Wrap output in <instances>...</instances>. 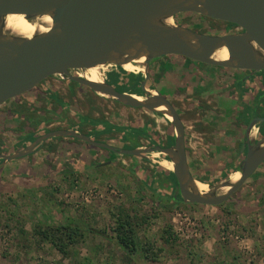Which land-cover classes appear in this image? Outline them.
<instances>
[{
  "label": "rangeland",
  "instance_id": "obj_1",
  "mask_svg": "<svg viewBox=\"0 0 264 264\" xmlns=\"http://www.w3.org/2000/svg\"><path fill=\"white\" fill-rule=\"evenodd\" d=\"M174 21L208 34L237 31L227 22L194 12L179 13ZM134 64L138 68L144 66V63ZM123 69L131 73L128 76H137V73ZM98 70L103 81L107 78L115 80L120 74L119 67L115 65H103ZM85 71L80 69L79 73L84 75ZM60 90L70 97L68 89L66 93ZM91 94L90 89L78 86L79 97L77 100L70 99L80 110L87 111L85 103L90 98L101 107V116L119 122L139 118V115L131 113L122 115L119 104L108 105L103 100L92 98ZM167 97L175 104L185 124L186 139L190 142L188 158L191 171L198 180L200 175L209 180L205 183L217 184L215 178L218 172L239 166L244 158H236L239 146L237 135H244L247 127V123L237 115L242 108L236 101H229L231 109L227 111L221 104L220 94L206 99L197 93L189 98L182 94ZM15 100L3 104L0 115L6 118L3 112H9L15 106L25 113V103L19 104ZM142 112L156 119L164 136L173 130L166 116ZM245 112L248 113V110L244 109ZM23 116L29 119L33 116L35 120L45 115L35 111ZM33 121L27 123L19 119L17 123L27 134L39 130L43 120L36 126ZM55 127L51 125L49 129ZM116 135L117 140H108L103 136L101 139L120 147L131 144L120 133ZM16 140L17 133L0 132V150L10 153L9 148ZM140 142L141 145L150 144L144 138ZM102 154L101 157L95 156L96 159L91 157L93 162L84 172L54 175L36 182L13 179L0 173V264H264V163L221 205L173 204L169 198L155 196L153 190L139 178L144 168L152 169L155 164L172 169L161 152L134 158L140 162L133 168L130 167L133 164L131 156L113 154L108 150H103ZM115 154L120 156L119 162L101 167L95 165L100 158L116 159ZM230 175L233 176V173ZM119 214L137 220L139 224L135 228L138 237L141 243L151 244L156 258L147 259L141 250L130 254L120 246L114 232ZM59 221H70L85 229L84 238L71 249L69 255H63L35 233L39 224ZM168 233L175 238L166 241Z\"/></svg>",
  "mask_w": 264,
  "mask_h": 264
},
{
  "label": "water",
  "instance_id": "obj_2",
  "mask_svg": "<svg viewBox=\"0 0 264 264\" xmlns=\"http://www.w3.org/2000/svg\"><path fill=\"white\" fill-rule=\"evenodd\" d=\"M182 12L233 23L237 31L208 34L194 30L174 21ZM11 15L23 16L32 23L37 18L50 17L51 23L46 30L23 35L7 28ZM224 48L228 58H218L217 52ZM171 54L220 67L264 70V0H0V106L60 76L124 105L159 112L174 125L173 144L135 148L96 140L73 128L52 129L22 149L0 153L1 163L28 156L44 141L57 137H75L137 157L161 152L173 164L184 203H225L264 162V136L251 138L253 128L264 121V116L254 117L248 124L241 148L245 156L235 171L240 172V177L230 175L202 191L189 165L183 119L170 99L146 88L147 68L141 83L143 94L120 91L109 81H95L71 72L108 64L121 68L127 63L148 65L154 58Z\"/></svg>",
  "mask_w": 264,
  "mask_h": 264
},
{
  "label": "crops",
  "instance_id": "obj_3",
  "mask_svg": "<svg viewBox=\"0 0 264 264\" xmlns=\"http://www.w3.org/2000/svg\"><path fill=\"white\" fill-rule=\"evenodd\" d=\"M145 66L149 69L150 89L160 90V92L167 96H177L182 94L186 98H189L196 93L205 99L210 97V94L217 97L218 94H220L222 104L225 105L227 111L231 109L229 101H236L237 96L239 95L238 92H242L245 87L250 86L254 89L255 93L258 91H264V70L251 73L245 69L220 67L175 54L154 58L148 65L145 64ZM47 82L49 83L45 84L42 88L36 89L33 93L24 95L21 99H12L19 104L23 102L25 103V113L41 111L42 114L46 116L48 115L47 117L49 119L52 118V121L50 120L47 128L51 125H60L78 129L84 128V130L87 129L85 131H88L89 133H96V131L99 132L101 126L106 125L108 122L130 125L137 123L143 124L146 119H153L148 114H144L142 111H146L143 109L124 105L120 102L105 98L104 96L95 93L93 90H90L92 92V98L103 100L109 103L108 105H110V103H112V105L117 103L120 105L119 111L123 112L121 113L122 115H124V113H131L134 116L139 115V118L133 119L130 122H126V120L122 119L120 120L121 122H119L103 117L101 116V107L96 106L90 98H88L85 103L87 111L80 110L76 103H72L70 99L71 97L72 99L77 100V97H79L77 95L78 86H75L73 82L69 80H64L60 76H54L46 81V83ZM60 89L65 91V93L67 90L70 97L64 95ZM255 93H250V95L253 96ZM228 98H230V100ZM252 98H254V96ZM207 102L209 101L207 100ZM20 110L21 109H18L17 106H15L11 108L9 112H3L5 113L6 118L0 115V132L6 131L7 133L8 131H12L17 133V140L9 148L12 152L13 150H19L21 144H23V142L32 134V132L27 134L22 132L24 128L17 122L21 119L23 122L26 120L28 123L29 120L33 121L34 118L32 116L29 119L27 118L28 115L26 117L23 116L25 113ZM0 111H2V108ZM9 116L12 117V119H8ZM94 125L98 127H95ZM156 128L159 130L158 124L156 125ZM121 135L122 134H120V136ZM117 136L118 135L116 134H110L107 136L104 135L103 137L108 140H117ZM237 136V143L239 146L236 158H242L243 153L239 147L240 144L244 142V139L242 138L245 137L241 133ZM186 144L188 148L190 142L187 139ZM103 150L104 149L97 148L90 143L79 142L68 137L54 139L50 140L44 146L37 148L32 155L11 160L5 164L0 163V173L7 174L13 179L24 178L34 180V182L38 179H47V177L54 175L68 176L72 173L84 172L93 162L92 158L96 159L95 156H103ZM38 153H41V156H39ZM115 155L116 159H109L111 160L109 164L115 161L119 162L121 159L120 156L117 154ZM88 159H90V161ZM100 159V161L108 160L107 158L103 160L102 158ZM131 160L133 163L130 166L131 168L136 167V163L139 164L140 162L139 159L135 160L134 157L131 158ZM122 161L124 160L122 159ZM24 172L29 175H20V173Z\"/></svg>",
  "mask_w": 264,
  "mask_h": 264
},
{
  "label": "trees",
  "instance_id": "obj_4",
  "mask_svg": "<svg viewBox=\"0 0 264 264\" xmlns=\"http://www.w3.org/2000/svg\"><path fill=\"white\" fill-rule=\"evenodd\" d=\"M229 25L235 26V24L227 22ZM225 34V33H223ZM120 74L116 75L115 80H111L110 83L115 85V87L120 91H129L133 93L142 94L141 90V82L144 79V76H137L136 78L128 77L129 74L124 70L123 68L119 67ZM132 78V79H131ZM131 79V80H130ZM254 92V89L251 87H247L242 91V94H239L238 97L240 100L244 98V95L246 96L247 93ZM264 100V91H258L255 93L254 100L251 103H245L243 107L248 110V113L246 115H240L239 116L248 123L252 118H254L257 115H264L262 111H260V106L258 104V100ZM57 103V102H56ZM58 104V103H57ZM246 111V110H245ZM248 114V115H247ZM44 115V114H43ZM48 116V115H47ZM46 115L42 116L40 119H35L32 123L34 126L38 125L39 121L43 120L41 123L45 125L46 123H49L50 120L52 121V118L49 119ZM31 117V116H29ZM101 122V121H98ZM39 126V130H34L29 138H27L23 144L19 147L20 149L24 148L26 145L30 144L38 135L47 132L55 128H47L43 125ZM95 127H98L94 125ZM73 127V126H72ZM259 127L263 129L262 134L264 133V122H261L259 124ZM71 128V127H69ZM121 133L123 138L125 140H130L131 144H125L122 147L123 148H134L136 146L141 145L140 140L142 138L148 139L151 145H160V146H169L174 143V132L173 130L168 133L167 135L161 134V132L156 128L155 122L152 119H146V121L143 124H117L113 122H108L106 125H103L100 127L99 132L96 131V133H89L94 139L102 141V136L104 135H110V134H117ZM36 135V136H35ZM64 137H57V138H51L43 143H41L37 148L40 146H44L47 144L50 140L54 139H63ZM71 139H74L79 142H85L83 140H80L75 137H68ZM123 138H118L119 141H122ZM87 143V142H85ZM88 144V143H87ZM104 149V148H103ZM9 151V150H8ZM36 151V150H35ZM34 151V152H35ZM53 151V150H51ZM110 151V150H109ZM33 152V153H34ZM113 152V151H110ZM0 153H3L2 150H0ZM8 153V152H7ZM32 153V154H33ZM242 157L245 156V151L242 152ZM30 154V155H32ZM125 156H131L124 154ZM164 158L166 160H170L166 155H164ZM136 158L137 156H131ZM242 159V158H241ZM2 162V159H0V163ZM230 164V163H228ZM263 164V163H262ZM227 163L225 164V166ZM240 166V165H239ZM239 166L233 167L231 166L229 171L226 172H218V176L215 178V182L219 183L220 181L224 180L225 178H228L231 173H234L235 171L239 170ZM20 175L27 176L28 173H20ZM195 176V175H194ZM196 177V176H195ZM142 180V183L144 185H147L148 187L153 190V193L157 197H166L169 198L173 204L175 203H184L183 199L178 192V182L176 179V176L172 169L165 168L159 164H155L154 168H144L143 171L140 174L139 177ZM200 181H208L207 178H204V176L199 175ZM156 185V187H154ZM166 188H168L166 190ZM117 225L114 229L115 237L120 244L130 254L136 253L138 251H142L144 256L147 259H154L156 258L157 254H154L152 252V246L151 244H143L141 243L140 238L138 237V231L135 228L139 223L137 222L134 217L125 215V217L122 214L118 215ZM35 233L39 235L43 240H46L50 242L59 252H61L63 255H69L72 248H75V246L78 245V243L84 238L85 236V229L81 227L78 224H75L70 221H59L54 224H39L36 229ZM175 237L172 236L171 233H168L166 237V241L173 240Z\"/></svg>",
  "mask_w": 264,
  "mask_h": 264
},
{
  "label": "bare ground",
  "instance_id": "obj_5",
  "mask_svg": "<svg viewBox=\"0 0 264 264\" xmlns=\"http://www.w3.org/2000/svg\"><path fill=\"white\" fill-rule=\"evenodd\" d=\"M35 23L29 22L27 19H25V17L23 16H19V15H11L8 17L7 20V28L17 32L19 34H23V35H32L34 34V32L36 31H43L47 29V25H49L51 23V18L50 17H42V18H37L34 20ZM216 56L218 58L221 59H226L229 56L228 50L226 48L221 49L217 52ZM97 66V67H93V68H87L84 76H86L87 78L91 79V80H95V81H103L101 75L99 74V68L101 67ZM124 68L129 70V71H133L136 68H138L134 63H127L124 65ZM149 113V112H148ZM168 163L171 165L172 167V162L168 161ZM240 177V172H234L232 178L234 179H238ZM199 188L202 191H206L208 190V184L203 182V181H199L198 182Z\"/></svg>",
  "mask_w": 264,
  "mask_h": 264
},
{
  "label": "flooded vegetation",
  "instance_id": "obj_6",
  "mask_svg": "<svg viewBox=\"0 0 264 264\" xmlns=\"http://www.w3.org/2000/svg\"><path fill=\"white\" fill-rule=\"evenodd\" d=\"M235 27L237 28V26L235 25ZM117 68H118V66H117ZM145 68H147L146 66H145V64H144V66L143 67H141V68H138L136 71H132V72H134V73H137L136 75L137 76H144V79H145V74H144V70H145ZM80 69H85V68H80ZM80 69H73L71 72L73 73V74H75V75H77V76H84V75H81L80 73H79V70ZM148 69V68H147ZM246 70V69H245ZM249 72H251V73H255V71L253 72V71H251V70H248ZM262 71V70H261ZM149 72V71H148ZM259 72V71H258ZM137 76H133L132 78H136ZM128 77H130V76H128ZM64 80H69V81H71V82H73V84L75 85V86H83V87H86V88H89L90 90H92L89 86H87V85H85V84H82V83H79V82H76V81H73V80H70V79H68V78H65V77H62ZM131 78V79H132ZM130 79V80H131ZM143 79V80H144ZM142 80V81H143ZM107 81H109L110 82V80H109V78H107ZM150 79H149V77H148V79H147V81H146V88L147 89H149V90H155V91H157V92H159L160 94H163L162 92H160V90H156V89H150L151 87H150ZM142 83V82H141ZM141 85V84H140ZM248 87H250V86H248ZM247 87H245L244 89H246ZM253 89V88H252ZM141 90H142V88H141ZM242 91H244V90H242ZM234 92V91H233ZM239 94H242L241 93V91L240 92H238ZM250 93H253V92H250ZM250 93H247V95L245 96L244 95V98L242 99V100H240L239 99V97L237 96V99H236V102L238 103V105H240L239 107H241L242 108V110L241 111H239L238 112V116H239V114L240 115H246V113L244 114L243 113V110L245 109L244 107H243V105L246 103H251L252 104V102H253V100H254V98H252L253 96H255V95H253V96H251L250 95ZM254 93H255V91H254ZM257 93V92H256ZM142 94H143V91H142ZM164 96H166L167 97V95L166 94H163ZM210 96H214L213 94H210ZM168 98V97H167ZM169 99V98H168ZM171 100V99H170ZM172 101V100H171ZM173 103V102H172ZM174 104V103H173ZM221 104H222V102H221ZM258 104H259V106H260V111H262L263 113H264V100L262 99V100H258ZM175 105V104H174ZM176 107V106H175ZM135 108H140V109H143V110H145L146 112L147 111H150V110H147V109H145V108H141V107H135ZM176 109H177V107H176ZM178 110V109H177ZM150 112H152V111H150ZM179 112V111H178ZM153 114H160V115H162V116H165V115H163V114H161V113H159V112H152ZM180 114V113H179ZM248 115V114H247ZM181 116V115H180ZM260 116H264V115H257V116H255V117H260ZM167 117V116H166ZM168 118V117H167ZM239 118L241 119V120H243L240 116H239ZM150 119V118H149ZM253 119V118H252ZM251 119V120H252ZM152 120H154V122H155V126L157 125V121H155V119H152ZM168 120H169V122H170V124L172 125V127H173V132H174V125H173V123L171 122V120H170V118H168ZM250 120V121H251ZM244 121V120H243ZM250 121L247 123V127H248V124L250 123ZM245 122V121H244ZM264 122V121H263ZM259 124L260 123H258L254 128H253V130H252V132H251V138H253V137H255V139H258V138H261V137H263L264 136V133L262 134V131H263V129H261L260 127H259ZM66 125H68V124H66ZM185 125V124H184ZM258 126V127H257ZM56 127H59V128H69L68 126H56ZM247 127H246V130H247ZM256 127H257V130H256V133H255V131H254V129H256ZM57 129V128H56ZM73 129H77V130H79V131H81V132H85V133H87V134H89V132L88 131H85V130H83L82 128H73ZM186 129V128H185ZM160 131V130H159ZM121 134V133H120ZM90 135V134H89ZM91 136V135H90ZM259 136V137H258ZM244 137L245 138H242V139H244V142L246 141V131L244 132ZM147 141H148V143H150L149 142V140L148 139H146ZM185 140H186V132H185ZM106 142V141H105ZM244 142H242L241 144H240V147H239V149L241 150V148H242V145H243V143ZM108 143V142H107ZM113 145V144H112ZM149 145H151V144H149ZM93 146H95V145H93ZM115 146H117V145H115ZM139 146H148V144H146V145H139ZM139 146H136V147H139ZM95 147H97V148H102L103 149V147H99V146H95ZM118 147H120V146H118ZM135 148V147H134ZM186 148H187V144H186ZM104 150H108L109 151V149H107V148H104ZM187 150H188V148H187ZM111 151V150H110ZM113 153H118V152H114L113 151ZM152 153H154V152H152ZM149 154H151V153H147V155H149ZM187 154H188V151H187ZM146 155V156H147ZM111 162V160H106V161H99V162H97V163H95V165L97 166V167H101V166H104V165H109V163ZM262 165V164H261ZM259 169V168H258ZM257 169V170H258Z\"/></svg>",
  "mask_w": 264,
  "mask_h": 264
},
{
  "label": "built area",
  "instance_id": "obj_7",
  "mask_svg": "<svg viewBox=\"0 0 264 264\" xmlns=\"http://www.w3.org/2000/svg\"><path fill=\"white\" fill-rule=\"evenodd\" d=\"M108 65H111V64H108Z\"/></svg>",
  "mask_w": 264,
  "mask_h": 264
}]
</instances>
